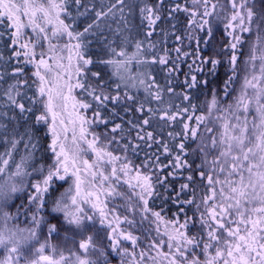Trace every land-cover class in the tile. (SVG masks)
I'll return each instance as SVG.
<instances>
[{
    "label": "snow or ice",
    "instance_id": "1",
    "mask_svg": "<svg viewBox=\"0 0 264 264\" xmlns=\"http://www.w3.org/2000/svg\"><path fill=\"white\" fill-rule=\"evenodd\" d=\"M0 221V264H264V0H0Z\"/></svg>",
    "mask_w": 264,
    "mask_h": 264
},
{
    "label": "trees",
    "instance_id": "2",
    "mask_svg": "<svg viewBox=\"0 0 264 264\" xmlns=\"http://www.w3.org/2000/svg\"><path fill=\"white\" fill-rule=\"evenodd\" d=\"M37 2H39V0H37ZM214 26L219 27V29L221 31H223V24L222 23L215 22ZM217 37L219 38V32L217 33ZM64 42L65 41H61L60 43L63 44ZM245 51L247 52V49H245ZM65 55H67V53H65ZM244 59L245 60L247 59V55L244 57ZM257 64H258V62H257ZM184 70L187 71V68L185 67ZM226 72H227V69L225 67H220L217 70V75L216 76L207 77L211 81L210 87L211 88H222L223 87V82L227 79ZM252 73H253V71L251 69H249L247 72H245V71H240L239 72V78L236 79L229 87V91L232 92L233 99L236 96L240 95L239 93H240V91L242 89V85H243L245 76L249 77V75H251ZM199 78H204V74L201 73ZM194 95L196 97H198L197 99L194 100V103H196L197 105H201V106L206 104L211 99L207 89H202V90L196 91L194 93ZM229 102H231V101H229ZM69 103H70L69 104L70 110H68V111L71 112V101H69ZM250 117H252V116H250ZM250 119H252V118H250ZM42 135H43V133H42ZM46 142H50V136L44 135L43 140H41V145H44ZM43 154L44 153L41 152V155H43ZM49 155H50V153H49ZM18 159H19V157H17V160ZM8 224L10 226L19 225V227H23V226L28 227V225L22 219L19 220V221H15V220L14 221H9ZM58 243H59V246L61 248L68 247L63 242H58ZM25 251L27 252V249H25ZM152 255H155V252H153ZM148 264H152L151 259H149ZM161 264H166V261H161Z\"/></svg>",
    "mask_w": 264,
    "mask_h": 264
},
{
    "label": "rangeland",
    "instance_id": "3",
    "mask_svg": "<svg viewBox=\"0 0 264 264\" xmlns=\"http://www.w3.org/2000/svg\"><path fill=\"white\" fill-rule=\"evenodd\" d=\"M130 52H131V50H130ZM256 74H258V73H256ZM253 75V73L251 74V75H249V79H251V76ZM259 87V86H258ZM242 89H244V82H243V85H242ZM242 89H241V91H242ZM241 91H240V93L239 94H241ZM247 91H248V93L250 94V96L253 94V90L251 89V88H248L247 89ZM70 104V103H69ZM68 110H70V107L68 106ZM252 111H253V115H255V104L253 103V105H252ZM250 118H252V117H250ZM249 118V119H250ZM251 120L252 119H250V122H251ZM23 220V219H22ZM3 227H4V223L2 222V221H0V229H3ZM7 227L9 228V229H11V230H13V231H16L17 230V228H25V226H23V227H19V225H12V226H10L9 224H7ZM3 255H4V251H3V249L2 248H0V258H2L3 257Z\"/></svg>",
    "mask_w": 264,
    "mask_h": 264
}]
</instances>
